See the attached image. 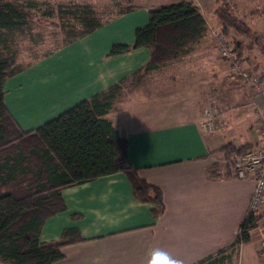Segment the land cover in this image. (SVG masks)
I'll list each match as a JSON object with an SVG mask.
<instances>
[{"label": "crops", "instance_id": "1", "mask_svg": "<svg viewBox=\"0 0 264 264\" xmlns=\"http://www.w3.org/2000/svg\"><path fill=\"white\" fill-rule=\"evenodd\" d=\"M179 1L134 0V12L62 46L5 83L8 108L24 130H31L124 78L108 117L125 131L139 175L162 191L165 208L155 217V204L136 198L124 172L64 188L67 208L46 220L40 240L59 241L69 226L77 227L83 240L64 245L65 257L52 264H263L256 236L231 248L248 212L254 178H216L209 172L215 162L212 151L235 139L238 146L262 140L259 127L251 131L245 116L244 130L231 131V109L240 104L229 99L231 78L218 73L211 34L191 58L172 66L174 79L135 80V71L150 57L146 47L108 54L114 43H133L135 29L148 21V7ZM192 1L205 16L215 5L214 0ZM254 62L264 84L263 56L255 55ZM25 77L34 83L23 86ZM213 90L225 115L208 133L200 117L205 95ZM240 98L249 107L247 122L258 109L264 114L262 94Z\"/></svg>", "mask_w": 264, "mask_h": 264}, {"label": "trees", "instance_id": "2", "mask_svg": "<svg viewBox=\"0 0 264 264\" xmlns=\"http://www.w3.org/2000/svg\"><path fill=\"white\" fill-rule=\"evenodd\" d=\"M111 2V3H110ZM219 32L230 37L231 29L257 43L258 33L240 19L229 0H214ZM134 0H109L98 6L89 0H0V260L9 264H52L65 255L62 247L80 242L77 227L64 229L61 240H40L46 220L66 210L62 191L98 177L124 172L132 183L136 198L155 204V217L164 211L161 189L141 177L128 155L129 142L109 112L124 78L107 91L84 100L31 130H24L7 106L6 81L48 57L62 46L123 15L134 12ZM148 21L135 29L134 41L114 43L109 55L146 47L150 57L134 75L155 78V72L194 51V46L209 33L210 27L199 5L192 0L147 8ZM264 16V9L261 10ZM53 21L58 28L54 47L26 64L18 62L17 35L34 40L32 21ZM41 33L38 31L37 35ZM254 36V37H252ZM243 41L231 43L234 59L259 72L251 56L243 55ZM264 58V44L261 45ZM260 73V72H259ZM158 74V73H157ZM261 74V73H260ZM251 144L228 142L218 149L223 156L242 155ZM212 176L222 173L214 164ZM264 215L248 212L231 248L251 242ZM202 264H205L202 263ZM209 264H212L209 261Z\"/></svg>", "mask_w": 264, "mask_h": 264}, {"label": "rangeland", "instance_id": "3", "mask_svg": "<svg viewBox=\"0 0 264 264\" xmlns=\"http://www.w3.org/2000/svg\"><path fill=\"white\" fill-rule=\"evenodd\" d=\"M53 1H58V0H53ZM63 2L67 1V0H62ZM92 3H96L98 6H103L104 5H108L109 0H89ZM232 4H234L235 7H233L234 12L240 17V19H242L243 21L249 23L250 25H252V27L254 28V30H257L258 33V38H257V43H251L250 39L253 38H248L245 35L236 32L235 30L231 29V33H230V37H228V39L232 42L235 41H243V55H248L251 56L253 59L255 58V55L262 57L263 54L261 53V45L264 44V16L261 14V10L264 9V0H229ZM111 3V2H110ZM206 4V3H205ZM213 5V4H212ZM206 8V6H205ZM209 8H210V3H209ZM208 8V9H209ZM215 9H216V5H214L213 9H210V11H206V17L209 23V35L211 34L210 37H212L211 39H213V43H214V47L211 49L215 58L217 59V61L220 64V72L218 73H224L225 75L227 74L229 78H231L230 83H229V87H230V94H231V98H229L232 102L237 103L239 105V108H233L231 109V116H230V121H231V125H234V128H231V131H234L236 129L237 133H239V131H243L244 128L243 125H240L242 122L244 124V121L242 120L245 116V124L246 126L249 125H253L251 131L254 129V127L258 128L261 131L262 129V125H261V120L263 117V114L261 115L260 109H258L257 113H255V115H253V119L250 120V122L248 121V116L245 112L246 109H248L249 107L246 105L242 104L243 99L240 98L241 96H246L247 94L253 93L254 91L247 85V83L240 77V75L237 73V71H235L233 68H231L228 59H226L225 57L222 56V54L219 51L218 48V43H217V35L220 33L219 32V24H218V19L216 17L215 14ZM264 14V13H263ZM53 21H57L56 19L53 20H46V21H32L31 26H32V31L34 33V40H31L27 37H25L24 35H17V42L15 44V48L18 51V62L19 63H28L32 60H34L36 58V56L42 55L44 54L47 50L52 49L55 45H54V41H55V37H56V33L58 31V28L54 25ZM214 30H216L214 32ZM40 32V35H37V32ZM207 34V35H208ZM206 37V36H205ZM254 37V36H252ZM204 41V38L201 39V41ZM200 41V42H201ZM199 43V42H198ZM195 44L194 46V51L192 53H190L189 55L183 57L180 60L174 61L172 63H170L169 66L159 70L158 72L153 73L155 78L153 79H157L159 77H168L170 79H174L175 76L174 74H172V66L175 63L187 60L188 58H191L197 51V49H201L202 46L200 44ZM241 63V62H240ZM244 65L248 66L247 63H244ZM249 67V66H248ZM158 73V74H157ZM218 73L215 74V76L217 77ZM26 76V75H25ZM29 76V74H28ZM26 76V77H28ZM24 78L23 86L25 85H31V83L33 84L34 81L32 82V79L30 78ZM137 78L135 80H138V82L143 81L144 79H147L148 77L141 73L140 76H136ZM139 77V78H138ZM28 80V81H27ZM151 80V79H148ZM34 86V85H33ZM7 88V87H6ZM5 91V90H4ZM215 92L212 93L211 95L207 96L206 92H204L205 95V99L204 102L202 104V115L200 117V124L202 126V128L204 129V131L206 132H212L215 129L216 126V121L220 120L221 117L223 115H225V111L222 108V105L220 103V100L218 99L216 90H213ZM6 94V91H5ZM10 95L9 92H7L8 96ZM239 95V96H238ZM235 96L237 98H235ZM9 97V96H8ZM8 97H6L5 99L8 100ZM226 98V97H224ZM221 99V98H220ZM227 99V98H226ZM226 101V100H225ZM213 108L210 112L212 113L211 116L207 115V111L209 109ZM261 116V117H260ZM260 117V119H259ZM238 119H241V121ZM239 123V124H238ZM229 127V126H227ZM223 128V126H222ZM226 128V127H225ZM236 133V134H237ZM229 142H234L237 146L238 144L236 143V139L235 140H231ZM244 144H251L252 146L249 147L245 152L255 149V147L258 145V143H251V142H245ZM214 159L215 162L214 164H218L221 167L222 173L226 172V171H231V166L229 164L230 158L234 155L231 156H223V154L217 149L215 151H212L211 154ZM256 236V238H259V233H255L254 237ZM0 264H9V263H5L2 262L0 260Z\"/></svg>", "mask_w": 264, "mask_h": 264}, {"label": "built area", "instance_id": "4", "mask_svg": "<svg viewBox=\"0 0 264 264\" xmlns=\"http://www.w3.org/2000/svg\"><path fill=\"white\" fill-rule=\"evenodd\" d=\"M217 43L220 53L223 57L228 59V62L240 77L247 83V85L255 92L264 96V84L262 82V75L254 71L251 67L238 62L233 57L231 41L219 33L217 35ZM213 108L207 111V115L211 116L210 112ZM262 140L255 149L249 150L242 155H234L230 158L229 164L234 176L240 178L252 177L255 180V186L251 195L248 212L264 215V114L261 120ZM247 212V213H248ZM259 238H256L257 254L260 261L264 264V223L263 219L259 222L257 227Z\"/></svg>", "mask_w": 264, "mask_h": 264}]
</instances>
